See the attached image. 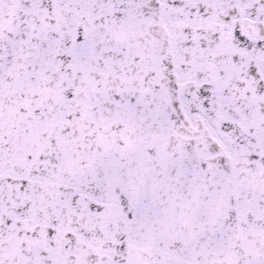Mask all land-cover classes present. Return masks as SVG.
<instances>
[{
    "label": "snow or ice",
    "instance_id": "6c2138e0",
    "mask_svg": "<svg viewBox=\"0 0 264 264\" xmlns=\"http://www.w3.org/2000/svg\"><path fill=\"white\" fill-rule=\"evenodd\" d=\"M0 264H264V0H0Z\"/></svg>",
    "mask_w": 264,
    "mask_h": 264
}]
</instances>
